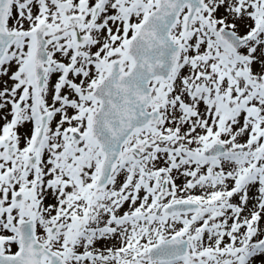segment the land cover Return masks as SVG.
<instances>
[{
    "label": "snow or ice",
    "instance_id": "1",
    "mask_svg": "<svg viewBox=\"0 0 264 264\" xmlns=\"http://www.w3.org/2000/svg\"><path fill=\"white\" fill-rule=\"evenodd\" d=\"M0 264H264V0H0Z\"/></svg>",
    "mask_w": 264,
    "mask_h": 264
}]
</instances>
